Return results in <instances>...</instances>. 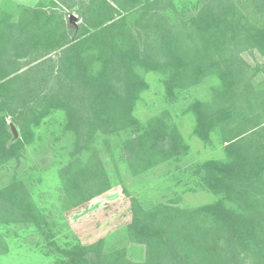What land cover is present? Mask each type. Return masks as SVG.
<instances>
[{
    "label": "trees",
    "instance_id": "trees-1",
    "mask_svg": "<svg viewBox=\"0 0 264 264\" xmlns=\"http://www.w3.org/2000/svg\"><path fill=\"white\" fill-rule=\"evenodd\" d=\"M163 1L165 7L159 5ZM253 1L262 22L252 21L235 0H197L195 12L179 17L171 16L172 0H131L132 23L124 1L89 0L85 6L95 16L86 18L84 31L71 39L65 25L57 36L47 28L50 19H40L41 8L26 9L32 15L20 31L10 14H0V166L19 156L42 118L63 110L65 127L75 137L74 153L90 152L86 175L72 170L64 182L75 199L106 187L107 175L91 146L98 132H128L122 150L133 172L186 149L162 117L143 125L133 115L148 87L142 72L164 74L169 97L208 75L218 79L209 100L189 106L197 137L208 142L217 128L223 135L224 158L196 169L218 198L187 208H144L132 199L126 231L144 244L143 261L128 259L125 248L105 251L102 240L62 248L50 242L62 254L61 264H242L247 258L264 264V91L254 87L239 55L248 48L264 53V0ZM164 8L165 15L159 12ZM63 46L58 63L45 57ZM7 116L19 127L15 140ZM9 222L47 226L17 179L0 188V223ZM6 249L0 234V252Z\"/></svg>",
    "mask_w": 264,
    "mask_h": 264
},
{
    "label": "rangeland",
    "instance_id": "rangeland-1",
    "mask_svg": "<svg viewBox=\"0 0 264 264\" xmlns=\"http://www.w3.org/2000/svg\"><path fill=\"white\" fill-rule=\"evenodd\" d=\"M122 1L125 11L120 10L126 12L127 9L132 13L128 18V22L132 23L136 9H132L131 0ZM235 1L252 21H263L255 1ZM88 2L89 0H0V14H10L9 20L17 21V26L21 29V22L32 15L26 9L41 8L43 12L40 13V19H50L46 24L47 28L57 36L65 25L67 39H71L84 31L86 18L95 16L87 11L85 5ZM172 2L176 12L168 10L167 13L171 11V16H188L195 12L197 0ZM159 5L165 7V2ZM159 12L165 15V8ZM72 14L75 17L70 22ZM62 49L64 46L56 48L45 57L58 63ZM239 55L248 65L247 73L254 87L264 91V53L248 48L241 50ZM24 60L25 58L19 59L21 62ZM34 71V68L31 69L29 74ZM142 75L148 87L140 92L133 115L143 125L149 119L162 117L175 128L186 149L147 169L133 172L122 150V141L128 136V132L123 130L109 135L98 132L91 146L97 149L107 175L106 187L100 193L91 192L88 198L79 196L75 199L66 191L64 182L70 177L72 170H83L86 175L90 152L74 153L75 137L65 127V112L53 110L34 127L33 139L25 144L19 156L0 166V188L15 179L21 181L31 201L47 220V226L42 229L32 223H0V234L7 245V249L0 252V264H61L62 254L50 242H55L62 248L75 243L91 244L99 240L103 241L105 251L114 252L125 248L128 259L141 262L145 258V246L131 240L126 231L132 214V199L137 200L144 208L159 204L187 208L218 198L203 185L196 169L206 160L224 158L223 135L217 128L211 132L210 140L203 142L193 133L195 120L189 107L194 100L211 98L212 86L218 82L216 75H208L198 83L176 89L174 97L166 95L164 74L144 71ZM52 80L53 77H49L46 82L51 83ZM6 121L12 140L19 138L18 125L10 116L6 117ZM105 139L108 140L109 147ZM242 264L256 263L247 258Z\"/></svg>",
    "mask_w": 264,
    "mask_h": 264
},
{
    "label": "water",
    "instance_id": "water-1",
    "mask_svg": "<svg viewBox=\"0 0 264 264\" xmlns=\"http://www.w3.org/2000/svg\"><path fill=\"white\" fill-rule=\"evenodd\" d=\"M75 17V15H70V22H72L71 20Z\"/></svg>",
    "mask_w": 264,
    "mask_h": 264
},
{
    "label": "crops",
    "instance_id": "crops-1",
    "mask_svg": "<svg viewBox=\"0 0 264 264\" xmlns=\"http://www.w3.org/2000/svg\"><path fill=\"white\" fill-rule=\"evenodd\" d=\"M18 30L20 31V28H18Z\"/></svg>",
    "mask_w": 264,
    "mask_h": 264
}]
</instances>
